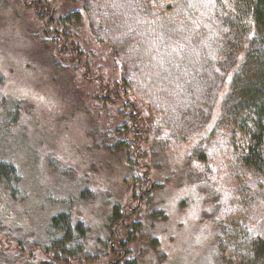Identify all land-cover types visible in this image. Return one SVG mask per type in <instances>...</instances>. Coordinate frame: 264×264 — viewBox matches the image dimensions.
Here are the masks:
<instances>
[{"label": "trees", "instance_id": "16d2710c", "mask_svg": "<svg viewBox=\"0 0 264 264\" xmlns=\"http://www.w3.org/2000/svg\"><path fill=\"white\" fill-rule=\"evenodd\" d=\"M33 1L45 77H55L60 63L59 88L72 113L95 111L91 125L100 123V109L109 117L94 148L120 155L119 166L98 151L87 163L115 171L116 185L124 184L103 199L96 239L76 211L99 193L85 182L78 196L60 199L40 239L12 227L0 233V263L146 264L139 256L150 251L164 260L160 189L182 183L188 170L207 177L223 157L236 187L219 210L220 256L226 264H264V0H215L211 52L204 22L188 17L189 0ZM83 28L98 49L83 40ZM213 110L218 117L207 128ZM189 178L198 180L195 172ZM0 179L16 193L15 164L1 161Z\"/></svg>", "mask_w": 264, "mask_h": 264}, {"label": "rangeland", "instance_id": "374dc122", "mask_svg": "<svg viewBox=\"0 0 264 264\" xmlns=\"http://www.w3.org/2000/svg\"><path fill=\"white\" fill-rule=\"evenodd\" d=\"M52 1L58 7L65 4L62 0ZM189 1L188 17L195 23L204 22L208 30L205 43L211 52L215 29L209 17L215 0ZM35 7L39 3L33 0H0V163L15 164L20 174L14 194L5 184L10 193L6 190L0 179V233L12 227L18 231L17 235L27 233L29 240L40 239L60 199L72 194L78 196L81 185L86 182L99 193L87 199L94 204L86 203L80 209L77 206L76 211L90 222L92 237L96 239L107 213L103 199L110 195L111 188L121 190L124 181L121 179L116 185L115 171L87 162L97 156V151L117 166L121 157L111 155L113 151L109 148H94L104 131L110 129L109 117L103 113L105 109L99 110L100 123L91 125L88 116L94 118L95 111L85 108L87 113H72L67 98H63L58 79L60 63L53 67L55 77H45L39 59L44 48L38 34L41 19L34 13ZM81 34L83 40H90L87 43L90 49H98L99 44H94L89 29L83 28ZM42 42L51 44L44 37ZM216 117L218 114L213 110L207 128ZM54 164L59 169H54ZM62 170L72 174L71 180L61 176ZM202 171L188 170L182 183L171 181L160 189L158 194L167 197L162 206L168 218L159 221L157 228L161 249L167 257L163 260L159 253L150 251L139 256L146 264H226L218 249L219 210L234 193L235 170L222 157L216 158L207 177H199ZM193 172L198 176L197 181L189 178Z\"/></svg>", "mask_w": 264, "mask_h": 264}]
</instances>
